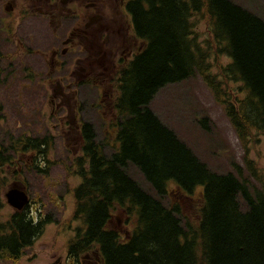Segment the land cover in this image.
I'll return each instance as SVG.
<instances>
[{"label": "trees", "instance_id": "16d2710c", "mask_svg": "<svg viewBox=\"0 0 264 264\" xmlns=\"http://www.w3.org/2000/svg\"><path fill=\"white\" fill-rule=\"evenodd\" d=\"M135 8L145 51L120 86L112 155L84 125L76 160L83 182L74 191V220L83 230L70 242V256L97 255L99 264H264V187L250 185L237 167L212 171L151 108L162 88L200 74L242 142L254 130L264 135V19L232 0H137ZM50 145L47 137L0 142V260L20 261L48 222L30 207L2 221L5 171L32 154L34 169L47 172L38 163ZM245 163L258 177L256 164ZM130 166L156 195L133 179ZM182 199L199 206L196 224Z\"/></svg>", "mask_w": 264, "mask_h": 264}, {"label": "rangeland", "instance_id": "374dc122", "mask_svg": "<svg viewBox=\"0 0 264 264\" xmlns=\"http://www.w3.org/2000/svg\"><path fill=\"white\" fill-rule=\"evenodd\" d=\"M232 1L264 19V0ZM3 18L0 10V142L8 144L10 137L14 140L47 137L51 145L46 160L38 163V167L47 172L34 169L32 154L24 157L16 168L5 171L7 186L3 193L5 207L1 212L2 221H8L15 213L5 195L18 186L23 187L30 197V209L35 219L48 222L33 245L24 251L20 261L10 263L0 260V264H93V254L89 259L84 258L85 255L75 260L69 252L70 242L77 237L78 230H83L82 223L74 220V191L83 182L76 160L82 157L83 142L72 131L74 126L69 125V111L63 108L58 111L59 100H55V105L50 100L58 86L55 81L54 85L48 81L49 47L58 44H51V32L32 28L16 31L9 37L3 27ZM204 22L201 17L198 31L203 33L202 41L208 37ZM224 62L227 63V58ZM94 68L91 79L96 78V82L100 83L102 80L97 76L99 70ZM46 86L54 90L48 92ZM237 87L233 85L234 89ZM114 90H117L116 86ZM113 98L116 102L117 95ZM75 100L81 104L75 108L78 122L92 126L96 140L105 144L107 155H112L117 146L115 127L112 128L117 119L116 108L93 107L98 96L92 90L77 91ZM68 104L72 103L65 102L64 105L67 107ZM151 108L212 171L235 172L237 167L250 185L264 187V135L254 130L252 137L242 142L224 106L215 99L200 74L162 88L152 101ZM71 120H74L73 116ZM203 120L206 126L201 123ZM247 158L256 164L258 177L253 178L245 168ZM128 170L135 181L156 195L137 168L130 166ZM198 195L200 190L194 197ZM163 200L168 203L170 197ZM181 205L189 221L196 224L199 219L196 201L182 199ZM113 223L119 229L124 227L119 217H115Z\"/></svg>", "mask_w": 264, "mask_h": 264}, {"label": "flooded vegetation", "instance_id": "af4514ba", "mask_svg": "<svg viewBox=\"0 0 264 264\" xmlns=\"http://www.w3.org/2000/svg\"><path fill=\"white\" fill-rule=\"evenodd\" d=\"M136 1L0 0L3 27L9 37L16 31L32 28L51 32V44H58L49 47L48 81L51 85L55 81L58 86L50 100L53 105L59 100L58 111H69V125L74 126L71 129L78 134L77 139H82L85 124L76 117L75 108L81 104L75 100V93L95 91L98 100L93 107L116 108L113 97L119 95L125 73L145 51L135 19ZM92 67L99 70L100 83L91 79ZM46 89L51 90L47 86ZM65 102L72 104L66 107ZM97 262L95 255L93 264Z\"/></svg>", "mask_w": 264, "mask_h": 264}, {"label": "water", "instance_id": "95a60500", "mask_svg": "<svg viewBox=\"0 0 264 264\" xmlns=\"http://www.w3.org/2000/svg\"><path fill=\"white\" fill-rule=\"evenodd\" d=\"M6 199L8 204L18 211L23 210L27 205H29V196L23 187H13L6 194Z\"/></svg>", "mask_w": 264, "mask_h": 264}]
</instances>
